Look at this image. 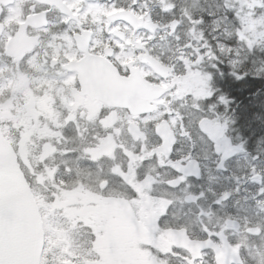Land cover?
<instances>
[{
	"label": "rangeland",
	"instance_id": "rangeland-1",
	"mask_svg": "<svg viewBox=\"0 0 264 264\" xmlns=\"http://www.w3.org/2000/svg\"><path fill=\"white\" fill-rule=\"evenodd\" d=\"M262 1L264 2V0H244L243 4L242 1L240 2V5H244L250 15L252 8H259ZM146 2L148 3V0ZM191 27L193 28H189L188 31L190 51L185 54L187 45L179 46L175 51L180 61L188 60L187 71L181 72L180 68L177 72L174 66H163L151 58V79L157 84L161 77L163 81L164 78L167 81L156 85L155 92L150 97L149 121L147 123L145 120H141L140 123L130 121L125 123L126 118L120 116V123L107 129L112 131V134L101 139L95 146L85 151L82 150V155L87 162L103 158H106L108 162L114 160L113 172L124 177L125 184L129 182L128 176L130 177L131 182L128 185L135 190L136 198L120 197V199L111 200L103 198L98 193L100 188L86 195V188L81 187L77 194L84 197L81 201L82 205L73 207L74 209L70 211L71 204H67V201L73 198V193H56V188L51 187L48 181L51 176L44 171L34 173L35 169L41 167L39 157L44 144L52 141L50 130L41 127L7 128L17 137L19 143H22L19 144V152L24 157V166H27L28 171L33 174L29 175L33 176V187L37 191V200L43 214L45 245L42 260L46 264H64L69 260L74 264H166L164 256L167 258L171 255L174 260H178L179 255L182 254H186L193 262L199 258L205 246L213 252L216 264H239V255L242 253L241 249L239 250L240 237L238 235L240 233L227 229L223 219L221 223L218 219L219 224L216 227L219 230L216 236H210L204 243L190 240L184 230L160 225L168 206H176L177 201L189 198L187 192L191 183L183 177H178L181 182L178 189L165 188L166 181L171 178L168 174L171 173L173 166L178 163L185 164L191 157L208 164L209 157L205 153L195 156L189 154L184 160L180 155L175 160L173 157L164 156L160 148H157L156 152L155 148L149 152L152 143L148 146L143 145L144 142L147 143V132L151 129L147 125L150 123L158 125L162 121L167 123L169 130L179 140L178 150L185 146L190 134H194L201 144L206 146L215 143L220 138H225L227 122L223 116L214 113V106L218 109L224 108L228 106V100L222 94H216L211 88V75L207 72L209 62L203 57L207 45L200 40L196 22L191 23ZM242 32L241 38L247 42L249 47H255L257 38H264V16L257 12L253 20L244 24ZM179 40L177 33L169 40L165 39V46L168 41L171 44H177ZM174 76L178 81L170 91L168 88H171L170 84ZM177 86L182 89V94L178 97L172 95ZM199 117H209L205 134H197ZM135 128H140L138 135L134 132ZM113 140L116 142L110 145ZM160 141L159 138V145ZM51 147L46 159L48 161L44 162L46 165L51 162L55 153L57 157L66 155L65 151L59 152L65 148L63 142L62 144H51ZM188 152H193V150L189 148ZM146 162L150 164L147 168L148 175L140 178L138 170ZM216 179L220 182L222 180L220 186L221 193H223L229 181L219 176ZM211 181L214 182V179L212 178ZM45 184L49 186L42 189V185L45 186ZM99 184L101 185V182ZM77 200H80V197ZM230 205L234 206L232 211L235 212L238 207L237 203ZM227 207L229 205L223 208ZM54 208L62 212H57ZM254 209V212L263 216L264 219V201ZM245 210L247 211L248 207H245ZM62 220L68 222L69 226H63ZM79 227L81 232L84 231L88 240V248L77 253L71 246L74 243L70 234L79 231ZM248 230L251 231L250 228ZM255 245L257 248L253 246L244 251L251 264H264V244ZM66 254L69 257H66Z\"/></svg>",
	"mask_w": 264,
	"mask_h": 264
},
{
	"label": "flooded vegetation",
	"instance_id": "flooded-vegetation-1",
	"mask_svg": "<svg viewBox=\"0 0 264 264\" xmlns=\"http://www.w3.org/2000/svg\"><path fill=\"white\" fill-rule=\"evenodd\" d=\"M113 5L112 0H0V128H47L51 149V144L68 147L95 135L100 141L112 134L107 129L119 124L120 116L125 123L149 121L152 94L142 105L139 79L156 86L151 58L166 57V29L155 26L152 33L135 27L113 16L120 11L137 19L143 15L113 10ZM161 78L157 85L167 81ZM177 81L172 77L168 90ZM181 94L180 86L172 92ZM43 169L52 176L61 165L54 160ZM74 171L69 162L63 166L66 194L81 188L69 179ZM68 203L70 211L81 205L75 198Z\"/></svg>",
	"mask_w": 264,
	"mask_h": 264
},
{
	"label": "trees",
	"instance_id": "trees-1",
	"mask_svg": "<svg viewBox=\"0 0 264 264\" xmlns=\"http://www.w3.org/2000/svg\"><path fill=\"white\" fill-rule=\"evenodd\" d=\"M122 1L120 2L122 6L127 5L126 0ZM241 1L243 4L244 0L149 1L148 14L156 23H168L173 19H179L180 27L193 22L198 25L199 31L211 51V58L207 59L209 62L207 71L211 74V88L215 90L216 94H222L228 100V106L221 111L228 116V137L232 142L243 145V151L227 162L225 172L217 171L211 162L204 164L202 160H199V176L195 181V188L192 190L197 196L196 203L199 205L196 211H180L177 216L167 212L165 216L167 223L173 227L184 225L183 228L187 230L194 219L208 216L210 204H205L207 209L203 208L202 212L199 209L200 202L208 199L210 184L215 185V196L222 191L220 186L222 180L220 182L216 179L217 176L223 180L231 179L225 188L232 193L229 203L238 201L235 198V192H237L236 187L243 183L242 178L246 179L243 184H251L250 181H247L251 175L250 170L261 174L262 186H264V38L258 37L257 45L253 48L249 47L247 42L241 38L246 22L253 20L257 12L264 16V2L262 1L263 3L257 9L253 7L252 14L249 15L244 5H240ZM139 9L143 10V6ZM237 76L243 78L237 79ZM190 140L196 141L193 137ZM182 155L184 157V154ZM212 163L214 164L215 161L213 160ZM210 172L213 173V177L207 176V173ZM212 178L214 182L211 181ZM235 178L239 181L236 182ZM247 192L251 200L256 198L252 195L254 191ZM202 193L205 195L204 198H201ZM251 200L245 206L248 207ZM213 206L216 208V205ZM233 217L238 219L239 215L236 214ZM245 218L247 217L245 216ZM256 218H259L260 222L262 221L261 216L255 213L247 220L251 222ZM239 219L241 220L242 217ZM193 229L195 228L193 227ZM242 248H245V245ZM249 248L251 247L249 246ZM242 260L243 264H251L244 254Z\"/></svg>",
	"mask_w": 264,
	"mask_h": 264
},
{
	"label": "water",
	"instance_id": "water-1",
	"mask_svg": "<svg viewBox=\"0 0 264 264\" xmlns=\"http://www.w3.org/2000/svg\"><path fill=\"white\" fill-rule=\"evenodd\" d=\"M130 21L134 23L132 19ZM204 122L201 124L203 130ZM159 133L165 140L163 149L169 153L172 137L166 134L164 126L159 128ZM237 150V147L224 150L217 146L216 153L223 152L219 167ZM176 170L194 175L197 166L193 162ZM227 197L225 194L221 201ZM43 247L44 231L38 206L17 155L0 130V264H40Z\"/></svg>",
	"mask_w": 264,
	"mask_h": 264
},
{
	"label": "snow or ice",
	"instance_id": "snow-or-ice-1",
	"mask_svg": "<svg viewBox=\"0 0 264 264\" xmlns=\"http://www.w3.org/2000/svg\"><path fill=\"white\" fill-rule=\"evenodd\" d=\"M243 77L237 76V79H242Z\"/></svg>",
	"mask_w": 264,
	"mask_h": 264
}]
</instances>
